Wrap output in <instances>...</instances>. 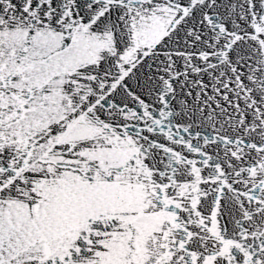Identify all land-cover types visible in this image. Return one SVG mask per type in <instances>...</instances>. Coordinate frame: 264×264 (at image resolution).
Returning <instances> with one entry per match:
<instances>
[{"label":"snow or ice","instance_id":"obj_1","mask_svg":"<svg viewBox=\"0 0 264 264\" xmlns=\"http://www.w3.org/2000/svg\"><path fill=\"white\" fill-rule=\"evenodd\" d=\"M0 264H264V0H0Z\"/></svg>","mask_w":264,"mask_h":264}]
</instances>
